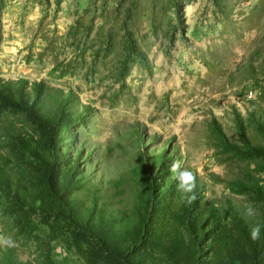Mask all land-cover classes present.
Listing matches in <instances>:
<instances>
[{"label": "rangeland", "instance_id": "1", "mask_svg": "<svg viewBox=\"0 0 264 264\" xmlns=\"http://www.w3.org/2000/svg\"><path fill=\"white\" fill-rule=\"evenodd\" d=\"M0 78L69 97L0 106V264H264V0H0Z\"/></svg>", "mask_w": 264, "mask_h": 264}, {"label": "trees", "instance_id": "2", "mask_svg": "<svg viewBox=\"0 0 264 264\" xmlns=\"http://www.w3.org/2000/svg\"><path fill=\"white\" fill-rule=\"evenodd\" d=\"M26 85L27 82L22 79L6 80L0 78V106H12L27 110L33 121L43 126L52 139L51 133L55 129L58 111L69 97L63 96L58 88H54L44 81H35L28 89H26ZM38 160L42 164L43 162L46 163V166L38 169V171L48 176L49 170L53 168L52 164L42 159ZM1 172L3 173V170H0V178L2 177ZM95 235L99 237V235ZM98 239L103 243L101 238Z\"/></svg>", "mask_w": 264, "mask_h": 264}, {"label": "clouds", "instance_id": "3", "mask_svg": "<svg viewBox=\"0 0 264 264\" xmlns=\"http://www.w3.org/2000/svg\"><path fill=\"white\" fill-rule=\"evenodd\" d=\"M170 171L174 174L175 178L178 180L179 190L185 194V199L189 204L195 201V188H196V176L195 174L182 167V162L179 160L173 161L170 166ZM246 215L254 216L256 215L255 209L251 205L246 206ZM260 225H255L250 230V238L256 241L260 238ZM0 246L4 247H15L16 242L10 237L0 234Z\"/></svg>", "mask_w": 264, "mask_h": 264}]
</instances>
